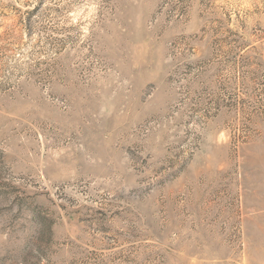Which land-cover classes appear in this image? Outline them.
<instances>
[{
	"label": "rangeland",
	"instance_id": "rangeland-1",
	"mask_svg": "<svg viewBox=\"0 0 264 264\" xmlns=\"http://www.w3.org/2000/svg\"><path fill=\"white\" fill-rule=\"evenodd\" d=\"M0 264H264V0H0Z\"/></svg>",
	"mask_w": 264,
	"mask_h": 264
}]
</instances>
